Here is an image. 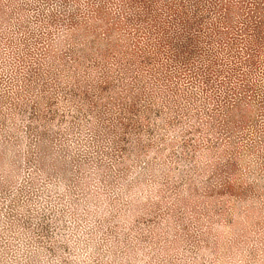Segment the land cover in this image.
Wrapping results in <instances>:
<instances>
[{"label":"rangeland","instance_id":"374dc122","mask_svg":"<svg viewBox=\"0 0 264 264\" xmlns=\"http://www.w3.org/2000/svg\"><path fill=\"white\" fill-rule=\"evenodd\" d=\"M0 264H264V0H0Z\"/></svg>","mask_w":264,"mask_h":264}]
</instances>
